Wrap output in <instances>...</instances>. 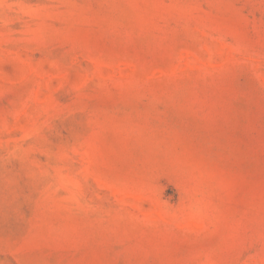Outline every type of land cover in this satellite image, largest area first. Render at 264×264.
<instances>
[{
    "label": "rangeland",
    "instance_id": "374dc122",
    "mask_svg": "<svg viewBox=\"0 0 264 264\" xmlns=\"http://www.w3.org/2000/svg\"><path fill=\"white\" fill-rule=\"evenodd\" d=\"M0 264H264V0H0Z\"/></svg>",
    "mask_w": 264,
    "mask_h": 264
}]
</instances>
